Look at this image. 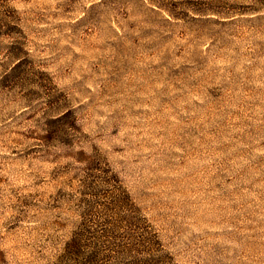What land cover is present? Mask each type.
<instances>
[{
	"label": "rangeland",
	"instance_id": "rangeland-1",
	"mask_svg": "<svg viewBox=\"0 0 264 264\" xmlns=\"http://www.w3.org/2000/svg\"><path fill=\"white\" fill-rule=\"evenodd\" d=\"M99 158L178 264H264V0H0V264L61 255Z\"/></svg>",
	"mask_w": 264,
	"mask_h": 264
},
{
	"label": "trees",
	"instance_id": "trees-1",
	"mask_svg": "<svg viewBox=\"0 0 264 264\" xmlns=\"http://www.w3.org/2000/svg\"><path fill=\"white\" fill-rule=\"evenodd\" d=\"M105 166L100 158L86 161L80 220L52 264H178L129 191ZM100 185L110 186L103 202H98L104 197Z\"/></svg>",
	"mask_w": 264,
	"mask_h": 264
}]
</instances>
